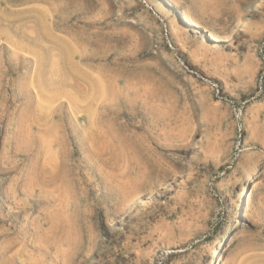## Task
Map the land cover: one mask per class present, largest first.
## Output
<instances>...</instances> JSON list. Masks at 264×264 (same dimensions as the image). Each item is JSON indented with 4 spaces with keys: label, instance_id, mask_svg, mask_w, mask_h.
I'll return each mask as SVG.
<instances>
[{
    "label": "rangeland",
    "instance_id": "rangeland-1",
    "mask_svg": "<svg viewBox=\"0 0 264 264\" xmlns=\"http://www.w3.org/2000/svg\"><path fill=\"white\" fill-rule=\"evenodd\" d=\"M0 264H264V0H0Z\"/></svg>",
    "mask_w": 264,
    "mask_h": 264
},
{
    "label": "bare ground",
    "instance_id": "bare-ground-1",
    "mask_svg": "<svg viewBox=\"0 0 264 264\" xmlns=\"http://www.w3.org/2000/svg\"><path fill=\"white\" fill-rule=\"evenodd\" d=\"M166 5H167V4H166ZM182 14H183V13H182ZM182 16H184V15H182ZM184 18H185V17H184ZM186 18H187V17H186ZM187 19H188V18H187ZM187 19H185L186 22H187ZM187 23H188V22H187ZM193 25H194V24H193ZM186 28H187V27H186ZM260 166H261L260 163H258V162H257V163H254V164H253V168H251V169H252V170H251V173H252V172L254 173V172L257 170V168L260 167ZM251 173H250V174H251ZM247 201H248V200H247Z\"/></svg>",
    "mask_w": 264,
    "mask_h": 264
}]
</instances>
